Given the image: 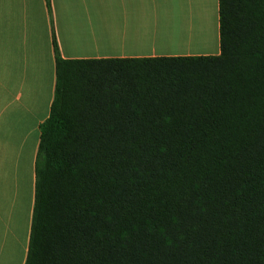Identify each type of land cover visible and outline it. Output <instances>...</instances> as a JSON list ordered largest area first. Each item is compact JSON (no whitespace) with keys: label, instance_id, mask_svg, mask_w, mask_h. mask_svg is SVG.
I'll use <instances>...</instances> for the list:
<instances>
[{"label":"trees","instance_id":"obj_1","mask_svg":"<svg viewBox=\"0 0 264 264\" xmlns=\"http://www.w3.org/2000/svg\"><path fill=\"white\" fill-rule=\"evenodd\" d=\"M219 16L218 56L65 60L54 37L26 264H264V0Z\"/></svg>","mask_w":264,"mask_h":264},{"label":"crops","instance_id":"obj_2","mask_svg":"<svg viewBox=\"0 0 264 264\" xmlns=\"http://www.w3.org/2000/svg\"><path fill=\"white\" fill-rule=\"evenodd\" d=\"M65 60L218 56L219 0H0V264H26L41 128Z\"/></svg>","mask_w":264,"mask_h":264}]
</instances>
